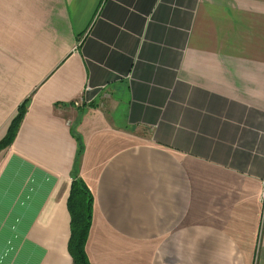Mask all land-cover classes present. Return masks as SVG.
Listing matches in <instances>:
<instances>
[{"label":"crops","instance_id":"obj_1","mask_svg":"<svg viewBox=\"0 0 264 264\" xmlns=\"http://www.w3.org/2000/svg\"><path fill=\"white\" fill-rule=\"evenodd\" d=\"M26 99L0 264H72L75 177L90 264H264V0H0V140Z\"/></svg>","mask_w":264,"mask_h":264},{"label":"trees","instance_id":"obj_2","mask_svg":"<svg viewBox=\"0 0 264 264\" xmlns=\"http://www.w3.org/2000/svg\"><path fill=\"white\" fill-rule=\"evenodd\" d=\"M30 99L23 101L17 108V113L11 120L7 132L0 140V153L8 149L18 132L26 113ZM77 142L75 167L78 166L83 146L79 137H74ZM93 197L84 182L75 177L72 180L69 196L67 199V210L70 217V236L68 240V253L72 264H90L85 246L89 235L92 221Z\"/></svg>","mask_w":264,"mask_h":264},{"label":"built area","instance_id":"obj_3","mask_svg":"<svg viewBox=\"0 0 264 264\" xmlns=\"http://www.w3.org/2000/svg\"><path fill=\"white\" fill-rule=\"evenodd\" d=\"M86 90L89 91L90 90L89 87H87ZM75 105L77 106V105H79V103L76 102ZM263 187H264V182H263ZM260 200H261L262 208H263V212L262 213L264 214V188H263V191L261 193V199Z\"/></svg>","mask_w":264,"mask_h":264}]
</instances>
